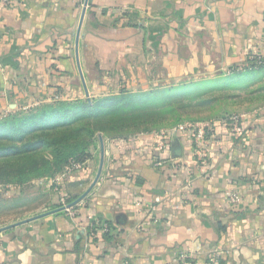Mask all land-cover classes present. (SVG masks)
Here are the masks:
<instances>
[{"label": "crops", "instance_id": "obj_1", "mask_svg": "<svg viewBox=\"0 0 264 264\" xmlns=\"http://www.w3.org/2000/svg\"><path fill=\"white\" fill-rule=\"evenodd\" d=\"M84 1L0 9V113L91 103L156 86L160 76L226 71L264 56V0H88L76 53ZM219 119L208 131L204 174L180 132L166 133L162 145L159 131L97 134L60 194L47 191L5 226L25 222L0 231V264H178L181 251L193 264L214 251L220 264H264V110L241 114L239 134ZM101 141L100 176L69 216L59 198L74 201L92 183Z\"/></svg>", "mask_w": 264, "mask_h": 264}, {"label": "rangeland", "instance_id": "obj_2", "mask_svg": "<svg viewBox=\"0 0 264 264\" xmlns=\"http://www.w3.org/2000/svg\"><path fill=\"white\" fill-rule=\"evenodd\" d=\"M227 71L199 72L176 79L160 76L154 81L156 86L93 98L96 104L91 109L97 112L76 104L70 112L52 115L55 118L40 117L28 122L26 117L49 112V106L1 112L0 228L27 215L42 202L47 191L54 192L45 183L62 171L64 161L57 163L55 158L69 148L56 149L51 145L56 138L75 133L78 138L70 146L87 147L90 142L97 144V134L120 137L134 132L161 133L185 123L213 122L227 115L264 110V67ZM143 83L153 81L147 79ZM88 132L96 134L89 136ZM29 140L45 143L43 147L26 150ZM73 199L70 196L65 204Z\"/></svg>", "mask_w": 264, "mask_h": 264}, {"label": "built area", "instance_id": "obj_3", "mask_svg": "<svg viewBox=\"0 0 264 264\" xmlns=\"http://www.w3.org/2000/svg\"><path fill=\"white\" fill-rule=\"evenodd\" d=\"M15 1L20 0H0V9H6L11 4H13ZM253 56H250L249 59H253ZM241 121V115H227L223 118H220L218 122L225 126L228 131H230L233 134H239L242 131V127L240 124ZM213 122H201V123H195V124H181L178 125L169 131L161 132L160 133V145L163 144L164 135L168 132L170 133H176L180 132L182 133L189 143L191 144L193 153L195 155L196 159V168L199 170L200 173L204 174L207 172V169L209 167L210 158H209V136L208 131L211 128V125ZM84 167V161H79L74 158H70L67 163L64 165L62 171L53 177H51L48 180L49 186L53 189L55 193H59L60 191V182L63 177H66L67 175H70L71 173L77 172L81 170ZM228 199L232 205H235L239 201V195L235 191H230L227 193ZM60 203L64 208L65 211L69 216L74 215V211L70 210V206L67 207L65 204V200L63 197H60ZM178 264H193L192 259L189 257L188 254L185 252H180L177 257ZM122 264H128L126 261H124ZM205 264H220V256L219 253L214 251L210 255H208L206 263Z\"/></svg>", "mask_w": 264, "mask_h": 264}, {"label": "trees", "instance_id": "obj_4", "mask_svg": "<svg viewBox=\"0 0 264 264\" xmlns=\"http://www.w3.org/2000/svg\"><path fill=\"white\" fill-rule=\"evenodd\" d=\"M250 56H253L254 58L251 60L249 59ZM264 67V56H257V55H249L246 59V64L243 65L242 67H239V66H235V67H232L230 68V70H228L227 72L231 73V72H236V71H245V70H253V69H258V68H262ZM123 91H126V90H123ZM122 91V92H123ZM79 102H75V101H55V102H51V103H43V104H40L38 106H43V107H47L49 106V112H45V111H42L40 114H32L30 117H26V122L30 121V120H39L40 117H42L41 119H45V118H51L55 115H57L56 113L59 112V111H62V112H70L69 109H71L72 107H74L76 104L78 105L77 107H89L91 110V112H97V110L95 109H91V108H95V104H96V101L93 100L91 101V103H87V101H81V100H77ZM56 105V106H55ZM51 106H54L51 108ZM47 114H50L47 116ZM53 115V116H52ZM29 116V115H27ZM50 116V117H49ZM55 118V117H53ZM67 123V122H66ZM66 123H64L63 125H66ZM57 126V125H55ZM18 128L15 129L16 132H18ZM27 132H29L28 130H30L29 128L26 129ZM72 131H77L76 129H72ZM97 132V131H96ZM89 133V136H93L95 135L96 133L95 132H88ZM71 135V136H70ZM63 135L62 137H60L59 139H54L51 143L55 145V148L56 149H59V148H63V147H66L68 146L69 148H67V151L64 153H60L58 155H56V160H57V163H61L63 162V166L67 163V161L70 159V158H74L76 160H79V161H82L84 160L86 157H87V153L85 152V146H70L71 143H73L74 141H76V139L78 138L77 136L75 137V133L72 135ZM44 140H39V141H35V140H29L25 145H26V150H34V149H37L39 148V146H42L44 145ZM43 147V146H42ZM61 167V168H62ZM63 169V168H62Z\"/></svg>", "mask_w": 264, "mask_h": 264}, {"label": "water", "instance_id": "obj_5", "mask_svg": "<svg viewBox=\"0 0 264 264\" xmlns=\"http://www.w3.org/2000/svg\"><path fill=\"white\" fill-rule=\"evenodd\" d=\"M87 1L88 0H85L84 1V9H83V12H82V15H81V18H80V21H79V25H78V30L76 32V42H75V48H76V53H77V46H78V39H79V35H80V28H81V23H82V20H83V14H84V11H85V6L87 5ZM81 80L83 81V76L81 75ZM83 85H84V90H85V95L88 97V92H87V89L85 87V83L83 81ZM103 161H104V150H103V142L101 141L100 143V160H99V165H98V169H97V172H96V175L92 181V183L89 185V187L86 189V191L80 195L78 198H76L74 201H72L70 204L67 205V207L77 203L80 199H82L89 191L90 189L92 188V186L96 183V181L98 180L99 176H100V173H101V170H102V166H103ZM64 207H61L59 208L60 210L63 209ZM55 211V210H54ZM54 211H50L49 213H52ZM41 215H37L35 217H32L30 219H33V218H36V217H40ZM29 220V219H28ZM26 220H23V221H20L18 223H21V222H25ZM18 223H15V224H12V225H8V226H5V227H2L0 228V231L2 230H5L11 226H14Z\"/></svg>", "mask_w": 264, "mask_h": 264}]
</instances>
